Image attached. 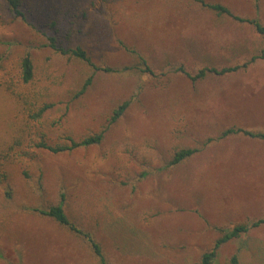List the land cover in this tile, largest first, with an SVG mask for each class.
<instances>
[{"label":"rangeland","instance_id":"374dc122","mask_svg":"<svg viewBox=\"0 0 264 264\" xmlns=\"http://www.w3.org/2000/svg\"><path fill=\"white\" fill-rule=\"evenodd\" d=\"M200 1L247 19L257 4L264 25V0ZM21 12L15 18L0 0V264H98L86 243L33 212L61 192L66 213L109 264H199L218 229L264 217V141L217 139L231 126L264 131V53L197 82L175 71L260 56L252 25L195 0H22ZM48 38L80 47L100 68L128 70L99 71L74 97L90 70ZM27 53L34 74L24 84ZM102 130L98 146L63 154L35 147ZM179 148L199 151L164 169ZM234 253L238 264H264V226L221 246L212 264H229Z\"/></svg>","mask_w":264,"mask_h":264},{"label":"trees","instance_id":"16d2710c","mask_svg":"<svg viewBox=\"0 0 264 264\" xmlns=\"http://www.w3.org/2000/svg\"><path fill=\"white\" fill-rule=\"evenodd\" d=\"M1 1L6 5L7 9L12 13V15L15 18L24 19V15L21 12L22 0H1ZM195 1L200 2L204 7L214 11L218 15H226L240 23H248L252 25L255 31L262 36L263 44H264V25L260 19V8L257 4L254 7L255 8L254 18L247 19V18H241L233 14L228 7L220 3L208 4V3H203L200 0H195ZM47 41L49 42L48 46L52 50L59 53L60 55L63 56L66 55L69 58L71 57L73 59L82 62L90 70L89 74L82 81L80 87L76 90L74 97H79L86 91V89L91 84L94 75L97 72L101 71L105 73H114V72L119 73L128 70V68H124L122 70H114L111 68H100L91 62L87 53L80 47L64 49L63 47L58 46L53 38H48ZM263 53H264V49L262 50L260 56L252 57L247 63H244L241 66L224 67L221 69L202 68L199 71H197L194 75L185 72L182 67L177 68L175 71L185 75L191 82H197L199 80L204 79L208 74L224 75L227 73H232L234 71H237L239 68L244 69L247 67L248 64H251L256 59L261 58L263 56L262 55ZM143 72L150 73V70L145 67ZM33 74H34V69H33L32 59L30 55L27 53L22 57L20 61V79L24 84H27L32 81ZM129 104L130 103L128 101H124L116 109H114L107 125L110 126L114 124L117 120H119L127 110ZM47 109H49V106L43 105L42 108H40L39 110V114L42 115ZM104 134L105 132L104 130H102L98 133L84 137L79 140H74L69 137L67 138L66 143H60L54 146L46 144L44 141H40L35 145V147L38 149L45 150L52 154L69 153L79 148H88V147L100 145L101 142L103 141ZM238 134H242L253 140L264 141V131L247 130L237 126H231L224 129L223 131H221L217 139H222ZM198 151L199 150L196 148L174 149L171 153V158L166 163L164 169L179 166L181 163L191 158ZM1 167L2 164L0 163V168ZM0 177L4 178L3 174H0ZM5 193L6 195H9L7 191H5ZM33 212L38 215H41L42 217L50 219V221L53 224H56L57 226L63 229V230L60 229L62 232L64 231L70 236H72L73 240L76 239L78 241L80 240L82 243H86L90 247L93 255L96 257L98 264H109L105 259L101 246L97 241V239H95L91 233L85 231L84 228H82L80 225H77V223H75L66 213L65 196L62 192L59 193V200L56 204L48 206L45 209L34 208ZM261 226H264V217L256 220L248 219L245 222L233 224L231 227H224L218 229L217 238L215 239L212 247L201 254L199 264H212L213 260L216 257V253L221 246L235 239H238L242 236H245L249 234L251 231L258 229ZM229 264H238V257L236 253H234L230 257Z\"/></svg>","mask_w":264,"mask_h":264}]
</instances>
